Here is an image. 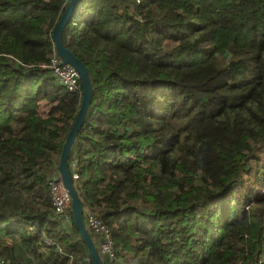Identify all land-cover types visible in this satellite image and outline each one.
Masks as SVG:
<instances>
[{
    "label": "trees",
    "instance_id": "1",
    "mask_svg": "<svg viewBox=\"0 0 264 264\" xmlns=\"http://www.w3.org/2000/svg\"><path fill=\"white\" fill-rule=\"evenodd\" d=\"M64 1L0 0L5 264H91L47 186L81 100L45 66ZM62 42L93 87L74 185L113 264H264V0H81Z\"/></svg>",
    "mask_w": 264,
    "mask_h": 264
},
{
    "label": "water",
    "instance_id": "2",
    "mask_svg": "<svg viewBox=\"0 0 264 264\" xmlns=\"http://www.w3.org/2000/svg\"><path fill=\"white\" fill-rule=\"evenodd\" d=\"M80 1L81 0H69L51 30V38L57 55L61 58L63 63H68L77 70L82 88L79 109L62 145L57 170L62 182L64 183V186L71 196L72 221L76 229L79 231L80 236L87 248L90 263L104 264L89 231L85 227L83 204L71 178V172L68 164L76 134L85 120V116L93 96V87L88 67L77 56H75L69 48L64 46L62 42L63 29L71 20L73 15L77 12Z\"/></svg>",
    "mask_w": 264,
    "mask_h": 264
},
{
    "label": "built area",
    "instance_id": "3",
    "mask_svg": "<svg viewBox=\"0 0 264 264\" xmlns=\"http://www.w3.org/2000/svg\"><path fill=\"white\" fill-rule=\"evenodd\" d=\"M68 1L69 0H65L64 5H66ZM45 66L51 70L67 91L81 94L82 88L79 73L72 65L62 62L61 58L57 55L54 46L52 47V54L49 62ZM68 164L72 180H78L79 175L77 170L79 166L75 155H72ZM47 186L55 215L64 224H69L71 222V196L57 171L49 176ZM261 192H264V184L262 185ZM84 222L89 233L97 240L100 255L108 262V264H113L116 252L112 231L109 226H107V224L96 214L88 210H84ZM44 241L48 244L51 242L46 238ZM0 264H5L2 257H0Z\"/></svg>",
    "mask_w": 264,
    "mask_h": 264
},
{
    "label": "rangeland",
    "instance_id": "4",
    "mask_svg": "<svg viewBox=\"0 0 264 264\" xmlns=\"http://www.w3.org/2000/svg\"><path fill=\"white\" fill-rule=\"evenodd\" d=\"M260 165H261V168L264 165V154H262V160L260 162ZM262 171H263V174H264V169ZM262 171L260 169H258V171H256V172H258L257 174H259ZM260 187H261L260 180L258 182L257 181L254 182V183H253V180H251V182L247 183L242 189L239 190V192L237 193V197L240 196L239 198L241 199L250 190L252 192H258ZM25 252L27 253V255L31 259H34L33 255L29 254L26 250H25ZM38 256H39V258H37V259H40V260L35 261L36 264H51L52 263L51 258L47 255V253H44V254H41V255L38 253Z\"/></svg>",
    "mask_w": 264,
    "mask_h": 264
},
{
    "label": "crops",
    "instance_id": "5",
    "mask_svg": "<svg viewBox=\"0 0 264 264\" xmlns=\"http://www.w3.org/2000/svg\"><path fill=\"white\" fill-rule=\"evenodd\" d=\"M49 107H50V106L47 105L45 101H42V102L40 103V109H39L40 113H41L42 115H44V114L46 113V111L49 109Z\"/></svg>",
    "mask_w": 264,
    "mask_h": 264
},
{
    "label": "clouds",
    "instance_id": "6",
    "mask_svg": "<svg viewBox=\"0 0 264 264\" xmlns=\"http://www.w3.org/2000/svg\"><path fill=\"white\" fill-rule=\"evenodd\" d=\"M68 2H69V1H68ZM66 5H67V4H66ZM53 46H54V45H53ZM81 92H82V91H81ZM71 157H72V156H71ZM71 157H70V158H71ZM70 158H69V159H70ZM68 161H69V160H68ZM57 172H58V170H57ZM73 182H74V181H73ZM83 215H84V213H83ZM90 235H91V234H90ZM92 240H93V239H92ZM95 246H96V245H95ZM97 249H98V248H97ZM98 251H99V250H98ZM99 254H100V252H99ZM100 256H101V255H100Z\"/></svg>",
    "mask_w": 264,
    "mask_h": 264
}]
</instances>
